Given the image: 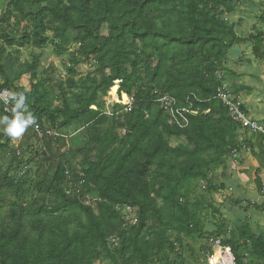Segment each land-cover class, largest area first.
I'll return each mask as SVG.
<instances>
[{
  "label": "trees",
  "instance_id": "1",
  "mask_svg": "<svg viewBox=\"0 0 264 264\" xmlns=\"http://www.w3.org/2000/svg\"><path fill=\"white\" fill-rule=\"evenodd\" d=\"M259 6L263 11L246 37L238 35L234 23L222 19L224 14L232 17L240 7ZM260 26L264 27V2L258 5L253 0H11L0 18V92L9 90L17 99L25 96L27 110L35 117L27 128L33 137L37 125L71 139L65 130L77 124L87 142L79 151L83 157L78 169L67 160L72 150L69 145L64 152V139L35 136L45 146L43 160L52 164L53 198L31 205L24 200L26 183L11 174L22 166L21 153L13 152L7 171L0 173V198L6 194L14 198L0 223V264H91L97 248L116 264L117 253L122 257L128 253L125 241L113 252L107 248L108 238L124 224L117 206L138 210V224L132 228L138 241L149 218H164L155 199L167 209L170 227L186 235L201 233L185 203L186 190L194 180L206 178L209 166L221 167L241 147L239 128L215 95L223 87L224 64L233 47L249 43L252 55L264 60ZM8 30L20 36L13 37ZM48 45L55 56H68L69 78L65 85L60 83V105L52 98L53 67L39 74L42 56L21 61L22 50H43ZM72 45L77 46L75 51ZM85 63L94 71L79 77L76 68ZM221 73L224 76L218 77ZM25 76L29 89L20 82ZM118 88L119 93L135 97V106L130 113L110 116L112 128L103 130L107 115L102 99ZM162 95L174 97L179 105L191 101L193 112L186 129L168 122L155 102ZM0 107V117H14L13 111L8 114ZM118 109L115 105L113 110ZM171 138L186 144L172 147ZM254 141L263 156V139ZM52 144L58 145L56 153ZM9 145L10 140L3 144L0 135V151ZM210 153L213 157L207 160ZM44 183L43 179L37 187ZM85 194L99 200L98 214L84 204ZM76 212L84 216L85 224L71 222ZM243 236L250 240L257 264H264V235ZM223 243L232 247L241 264V244L233 238ZM166 244L177 253L169 240ZM157 249L160 245L148 243L146 252L139 248L127 263L137 257L147 263L150 251Z\"/></svg>",
  "mask_w": 264,
  "mask_h": 264
},
{
  "label": "rangeland",
  "instance_id": "2",
  "mask_svg": "<svg viewBox=\"0 0 264 264\" xmlns=\"http://www.w3.org/2000/svg\"><path fill=\"white\" fill-rule=\"evenodd\" d=\"M10 1L11 0H0V18L9 6ZM253 1L258 5L264 2V0ZM262 11L263 7L260 6L252 9L248 7H240L232 17L224 14L222 19L226 18L228 22L234 23L238 35L246 37L252 32V27L257 23V16H260ZM18 18H20V16H18ZM14 23L15 18H12L11 24L13 25ZM25 26L26 24L22 23V27L24 28ZM261 29L264 30V27H261ZM8 33L11 36H20V34H15L11 30H8ZM1 46L2 42L0 40V47ZM76 49V45L71 46V50L75 51ZM52 50V45H48L43 50L24 49L22 50L21 61L30 60L32 56H42L38 68L39 74H42L50 66L53 67V71L49 73L52 78L50 85L51 90L53 91L52 98L54 99L55 105H60L61 94L59 92V86L60 83L61 85L62 83L65 85L69 78L67 72L69 61L68 56L62 58L57 57L53 54ZM251 50L252 47L249 43H243L233 47L227 53V61L224 64L227 72L225 73L226 77H221V83L223 86H227L228 90H231L234 87L237 88V85L241 83L240 85L243 86V88H249L251 90L248 95H253L254 93L257 98L262 99L261 95L264 94V60H257L252 55ZM76 71L79 77L87 76L94 71V66H91L89 63L81 64L76 68ZM217 76L224 75L221 73L217 74ZM20 82L21 85L29 89L28 76L22 78ZM238 92L239 91L235 93L236 96H239ZM108 93L102 99V103L104 104V108L102 106V109L103 112H106V115L109 114V111L113 108L112 105H109L108 107L106 106V102H111V96L114 95L113 91ZM106 117L107 122L101 126L103 130L112 128V118L108 115ZM254 118L261 120L264 117L259 116L258 114L255 115ZM5 127L4 124H0V135L2 136L3 144L7 140H10V145L6 150L0 151V173L3 174L7 171L12 160L13 152H19L21 153L20 160L22 159V166L20 169L15 168L14 170L16 171L13 170L11 174L14 177V180H22L26 183L23 189L27 190V196L24 198L25 202H28L31 205L34 200L42 201L44 198H53V194L49 190V184L54 171L50 170L52 164L43 160L42 153L44 152L45 147L43 142L38 141L35 136L33 137L28 129H26L18 138L8 136L3 131ZM79 128L80 126L76 124L66 129L65 132L67 135H70L71 139L64 140L67 146L64 152L69 150V145L72 150L71 154L66 156L67 160H71L73 166L78 167V169L83 157L79 151L87 142L85 131H80ZM119 132L120 131H118V133ZM239 138V144L244 145L245 142L243 135L238 134V140ZM169 143L172 147H177L178 145L186 144V141L183 139L171 138L169 139ZM52 145L53 148L51 150L53 153H56L58 145ZM205 157L207 160H210V158L213 157V153L207 154ZM223 167L224 166L213 169L212 166H209L206 178L194 180L188 187V191L186 190L187 199L185 203L188 204L189 210L195 214L200 225L201 233L186 235L180 233L177 229L170 227L168 223L171 220L167 216V209L163 207L161 200L155 199L157 210H160L164 216L163 220H159L158 216L149 218L146 229L138 234V241L134 240V236L136 235L135 230L132 229L134 226L129 227L123 226L122 224L114 234L118 239V243L120 241L119 246L120 244L122 245L124 241L127 242L128 253L124 257L121 256L120 252L117 253L116 264H148L149 261H152L153 264H209L205 244L206 240L212 236H219L224 241L233 238L238 245L241 244L240 255L242 263L257 264L250 252V240L243 235L245 233L249 235H264V216L262 215L263 213L260 212L261 210L259 207H257L258 204L260 205L261 203L257 188V180L259 178L258 176L254 178L256 183H253L255 186L252 188L256 192V195L254 197L248 195V197L253 200V203L250 200L245 199L244 196L237 199L236 195L229 191L226 184L229 172L225 171V169L228 168V166H225V169ZM43 179L45 180V183L41 188L37 187L38 182ZM254 180L253 182H255ZM250 183H252V180H250V182L246 181L245 185L252 187L250 186ZM69 196H73L72 191L69 192ZM92 198L93 197L89 194L82 196V199L86 201ZM13 199L14 198L10 194H6L0 198V223L8 215ZM236 201L239 202V205L236 204ZM92 207L98 214L99 209L97 205ZM135 211L136 214L134 217L137 220L135 226H137L138 210L136 209ZM71 215L72 223L76 224L78 221H82L83 224L86 223V220L81 213L76 212ZM166 240H169L172 243L177 253H173L170 246H167ZM148 243L160 245L161 249H157L155 252L150 251L147 263H143V260L138 257L135 261L127 263V261L133 259L139 248L146 252ZM102 263L114 264L106 258V255L101 248H97V254L92 256L91 264Z\"/></svg>",
  "mask_w": 264,
  "mask_h": 264
},
{
  "label": "built area",
  "instance_id": "3",
  "mask_svg": "<svg viewBox=\"0 0 264 264\" xmlns=\"http://www.w3.org/2000/svg\"><path fill=\"white\" fill-rule=\"evenodd\" d=\"M13 94L9 90H3L0 92V104L4 107L5 113H11L13 109V103L14 99L12 98ZM109 94V93H108ZM111 96V95H109ZM111 102H106V106L112 105L113 108H111L110 113L107 114L111 117H118L121 114L130 113L136 103L134 96H128L127 95V101L125 102L123 100V95L119 93L118 91L116 94L111 96ZM215 100L220 102L228 111L230 119L233 121L237 127L243 131L248 132L251 135L254 136H260L263 139V147H264V124L254 120L251 118L246 111H244V104L240 99L232 94L230 90H228L225 87L219 88L217 90V93L215 95ZM7 101V103H5ZM156 103L159 104V107L161 110L164 111V113L168 117V122L179 128V129H186L189 126V117L188 115L193 112V104L189 99L186 100L184 105H179L178 101L169 95H162L159 96L156 100ZM112 103V104H111ZM119 105L120 109L117 111H114V106ZM106 114V112H104ZM31 127V126H29ZM33 132L35 136L39 139H45V138H54V139H64L68 140L69 137L57 133L54 130H42L39 126L33 127ZM244 149L249 151L248 147L243 146ZM238 156V150L234 149L232 152V158L235 159ZM259 181V197L261 199L260 207L261 211L264 215V165L262 166L260 170V174L258 176ZM84 204L87 206H94L99 203V200L96 198H92L90 200H83ZM122 215L124 224L123 226H129L133 227L135 226L137 220L134 217L136 214V208L131 207L129 205H119L116 208ZM120 243V241H119ZM118 239L115 237V235L111 236L107 240V248L113 252L116 249H118L119 246ZM206 247L208 248V260L209 264H239L238 258L236 254L234 253L231 246L225 245L223 243V240L219 237H210L206 240ZM106 264V263H102ZM241 264H244L241 262Z\"/></svg>",
  "mask_w": 264,
  "mask_h": 264
},
{
  "label": "crops",
  "instance_id": "4",
  "mask_svg": "<svg viewBox=\"0 0 264 264\" xmlns=\"http://www.w3.org/2000/svg\"><path fill=\"white\" fill-rule=\"evenodd\" d=\"M240 84L237 85V88L234 87L233 89H231L230 92L236 93V91H239L238 92L239 96L237 95V97L244 104V107L248 115L251 116L254 120H257L264 124V118H262L261 120L254 118L255 115H258V114L259 116L264 117L263 115L264 114V99H263L264 94L261 95L262 99L257 98L254 93L253 95H248V93L251 92V90L249 88H243V86H241ZM223 87L227 88V86H223ZM238 134L243 135L245 144L244 145L240 144L241 146L240 149L239 150L237 149L238 150L237 158L235 159L232 158V152H233L232 151L230 156L225 159L222 166H224L223 167L224 169H225V166H228V168H226L225 171L229 172L228 180L226 182L229 191L233 192L236 195L237 199L244 196L245 199H248L252 202L253 200H251L248 197V195H252L253 197L256 195V192L252 188L253 186H255L254 184L256 183V180H254V178L256 176H259L260 170L262 166L264 165V155L262 156L260 154L258 147L255 145V141H254V139H256L257 137L260 138V136L251 135L250 133L243 132L240 129L238 130ZM238 141H240V138ZM243 146L248 147L249 151L244 149ZM250 180H252V183H250V186L252 187H248L245 185L246 181L250 182ZM253 180L255 182H253ZM257 207H260V205L258 204ZM260 212L262 213V211Z\"/></svg>",
  "mask_w": 264,
  "mask_h": 264
},
{
  "label": "clouds",
  "instance_id": "5",
  "mask_svg": "<svg viewBox=\"0 0 264 264\" xmlns=\"http://www.w3.org/2000/svg\"><path fill=\"white\" fill-rule=\"evenodd\" d=\"M11 95L15 100V106L12 109L14 117L12 119H9L8 116L0 117V124H4L6 126L3 129L6 135L18 138L30 125L35 123V117L27 110V105L25 104L26 98L23 94H20L18 99L15 94ZM5 103H7V101H5Z\"/></svg>",
  "mask_w": 264,
  "mask_h": 264
},
{
  "label": "bare ground",
  "instance_id": "6",
  "mask_svg": "<svg viewBox=\"0 0 264 264\" xmlns=\"http://www.w3.org/2000/svg\"><path fill=\"white\" fill-rule=\"evenodd\" d=\"M122 95H123V100L126 102L127 101V95L124 93Z\"/></svg>",
  "mask_w": 264,
  "mask_h": 264
}]
</instances>
